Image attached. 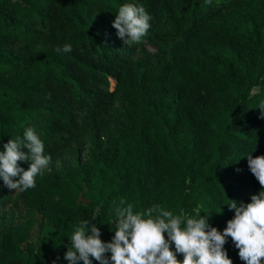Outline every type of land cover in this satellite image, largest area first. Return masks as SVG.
I'll list each match as a JSON object with an SVG mask.
<instances>
[{"label": "trees", "instance_id": "16d2710c", "mask_svg": "<svg viewBox=\"0 0 264 264\" xmlns=\"http://www.w3.org/2000/svg\"><path fill=\"white\" fill-rule=\"evenodd\" d=\"M126 3L151 16L132 46L112 27ZM262 104L264 0H0V151L32 128L51 157L34 188L0 180V264H68L93 213L111 242L116 206L222 232L231 200L264 190L247 164L264 155Z\"/></svg>", "mask_w": 264, "mask_h": 264}, {"label": "clouds", "instance_id": "9594fccd", "mask_svg": "<svg viewBox=\"0 0 264 264\" xmlns=\"http://www.w3.org/2000/svg\"><path fill=\"white\" fill-rule=\"evenodd\" d=\"M150 20L143 6L126 3L119 7L112 27L125 44L132 46L140 44L147 35ZM55 51L71 52L72 46L65 44ZM259 108L264 115V104ZM50 160L42 140L32 128H27L22 138L9 139L3 145L0 180L11 190L27 191L35 187L36 177L48 168ZM18 161L28 162L27 170ZM247 164L264 189V155H247ZM228 207L234 216L221 232L209 224L210 215H174L159 205L134 213L131 205L116 206L111 242L100 239V229L91 223L97 218L93 213L91 220H82L75 227L64 258L68 264H92L93 259L99 264H232L224 249L230 237L244 264H264V190L252 194L250 202L239 206L231 200ZM177 254L183 259L178 260Z\"/></svg>", "mask_w": 264, "mask_h": 264}, {"label": "rangeland", "instance_id": "374dc122", "mask_svg": "<svg viewBox=\"0 0 264 264\" xmlns=\"http://www.w3.org/2000/svg\"><path fill=\"white\" fill-rule=\"evenodd\" d=\"M147 48L150 49V50H153L152 46H148ZM112 85H113V82H112V80H110V86H112Z\"/></svg>", "mask_w": 264, "mask_h": 264}]
</instances>
